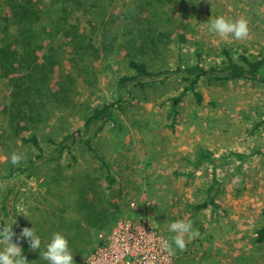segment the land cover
<instances>
[{
    "label": "trees",
    "instance_id": "16d2710c",
    "mask_svg": "<svg viewBox=\"0 0 264 264\" xmlns=\"http://www.w3.org/2000/svg\"><path fill=\"white\" fill-rule=\"evenodd\" d=\"M136 1L139 3H127L124 13L120 14L119 41L109 34L114 20L108 13L117 7L111 6L109 11L110 4L106 0H0V157L3 158L0 159V180H14L22 174L28 178L39 164H52L67 155L66 172L54 176L55 180L79 184L81 189L86 184L104 180L111 190L116 183L114 165L96 148L94 141L106 131L115 151L119 152L122 147L130 149L135 137L140 136L142 121L127 107L140 106L139 96H145L149 88L171 79L183 83L178 94L162 101L165 108L160 114L164 113L168 121L165 127L172 131L176 130L180 105L186 97L192 95L196 104L202 103L204 95L199 90L202 83H252L262 86L264 95V50L253 52L250 47L220 46L217 57L211 62L186 59L188 22L184 15L179 24L164 30L153 21L152 0ZM161 2L164 6L168 3ZM177 2L169 0V7ZM92 7L97 9L91 12ZM84 17L92 30L90 34L97 36L95 42L94 38L83 34L86 29L80 26V21ZM171 43L178 50L176 58L171 56ZM100 74L107 76L109 96L101 87ZM79 82L86 87V94L77 99ZM260 115V119L254 121L255 130H264V98ZM73 116L78 117V126H59ZM133 124L137 126L130 129ZM22 146L30 149L29 159L24 160L27 157L24 155L13 165L9 155L12 149ZM76 146L92 153L100 165L98 170L89 173L76 169ZM247 158L241 151L216 157L203 146L195 148L189 160L193 167L189 174L207 163L211 182L203 200L193 205V215L197 216L204 209L226 212L225 203L219 198L225 185L218 176V168L222 164L235 165L238 171ZM173 174L182 175L178 171ZM13 194V187L2 193V216L11 214L13 220L16 217L18 231L31 227L34 222L33 225H39V209L29 216L36 220L32 222L14 207L9 208V197ZM42 220L49 222L51 218L44 215ZM59 227L67 237L69 226ZM253 232L252 241L264 243V224ZM71 246L69 241L70 249ZM20 247L26 257L29 247L26 239ZM77 255L78 252H73V257Z\"/></svg>",
    "mask_w": 264,
    "mask_h": 264
},
{
    "label": "rangeland",
    "instance_id": "374dc122",
    "mask_svg": "<svg viewBox=\"0 0 264 264\" xmlns=\"http://www.w3.org/2000/svg\"><path fill=\"white\" fill-rule=\"evenodd\" d=\"M165 1L168 3L164 6L161 0H152L153 21L158 22V28L167 30L179 24L180 17L184 15L188 22V42L184 50L186 59L198 58L203 62H211L217 57L220 46L250 47L253 52L264 50V0H178L171 8L169 0ZM106 2L110 4L109 11L111 6L117 7V10L108 13L115 24H112L114 27L109 34L110 38L116 37L120 41L122 27L118 20L120 14L124 13L123 7L127 3L139 2ZM95 9L92 7L91 12ZM217 15L245 17L249 29L247 37L241 40L232 37L222 39L210 32L206 21ZM86 18L81 19L80 26L86 29L83 32L86 38L93 39ZM170 45L171 56L176 58L178 50L174 43ZM100 79L103 91L109 96L107 76L100 74ZM80 84L76 86L77 99L86 94V87ZM182 86V82L171 79L149 88L145 96H139L140 106L127 107L142 121L139 125L140 136L135 137L130 149L122 147L119 152L115 151L113 140L107 137L106 131L94 141L95 146L114 165L115 176L124 182L122 194L125 208L131 202L144 204L141 212L153 221L165 238L171 235L168 232L170 221L182 218L193 222L199 235L186 239L185 248L174 252L173 264H264V243L256 244L252 241L254 228L264 224V130L253 129L254 121L261 116L263 87L239 81L202 83L199 89L204 95L202 103L196 104L192 95L186 97L180 105V120L176 130L172 131L165 127L168 121L164 113L162 116L160 114L165 108L162 101L167 96L178 94ZM77 119L76 116L70 117L64 125L59 126H78ZM136 124L130 129L136 127ZM197 146L211 150L216 157L230 151H241L248 156L238 171L235 165L222 164L218 168V176L225 185L219 198L225 203L226 212L204 209L197 216L193 215V205L203 200L205 189L211 182V171L207 163L189 174L193 169L189 160L193 158ZM12 150L23 157L27 155L24 160L29 159L30 149L22 146ZM74 152L78 160V164L73 163L76 169L93 173L100 167L90 151L76 146ZM68 162L69 156L63 155L52 164H39L28 178L22 174L14 180H0V198L4 191L13 187L14 194L9 197V208L14 207L15 211L24 215L22 217L32 222L36 220L29 219V216L39 209V225L34 226L41 237V244L47 241L48 234L59 231V226H69L67 237H71L68 239L72 244L71 249L79 254L73 257L74 264H84L86 254L95 243V232L86 230L78 221L69 225L71 220L66 200L68 183L54 178L66 172ZM146 170L152 171V174ZM175 171L182 175L175 176ZM2 215L0 210V227L12 223L11 214V218ZM44 215L50 217L51 221L44 222ZM127 216L131 215L125 213L122 218ZM13 231L15 235L12 240L22 246L25 239H16L20 234L16 221Z\"/></svg>",
    "mask_w": 264,
    "mask_h": 264
},
{
    "label": "clouds",
    "instance_id": "9594fccd",
    "mask_svg": "<svg viewBox=\"0 0 264 264\" xmlns=\"http://www.w3.org/2000/svg\"><path fill=\"white\" fill-rule=\"evenodd\" d=\"M206 22L208 30L222 39L232 37L241 40L248 35V20L243 16L232 18L217 15L211 16ZM22 159L23 156L17 152H12L9 155V160L13 165ZM15 218L12 223H5L0 227V264H29L27 258L22 255V248L12 240L15 235L13 231ZM168 232L171 235L161 241V247L169 254H173L178 249L183 250L186 239H192L199 235L198 230L193 227V222L190 219L182 218L170 221ZM21 237L26 239L31 249H39V257L42 256L48 264H74L68 238L62 232H52L42 252L41 237L37 234L33 223L31 227H23L16 239L19 240Z\"/></svg>",
    "mask_w": 264,
    "mask_h": 264
},
{
    "label": "built area",
    "instance_id": "2783aa9c",
    "mask_svg": "<svg viewBox=\"0 0 264 264\" xmlns=\"http://www.w3.org/2000/svg\"><path fill=\"white\" fill-rule=\"evenodd\" d=\"M135 215L118 220L88 252L84 264H173L174 253L161 247L166 239L144 213V205L131 202Z\"/></svg>",
    "mask_w": 264,
    "mask_h": 264
},
{
    "label": "crops",
    "instance_id": "0c3cea01",
    "mask_svg": "<svg viewBox=\"0 0 264 264\" xmlns=\"http://www.w3.org/2000/svg\"><path fill=\"white\" fill-rule=\"evenodd\" d=\"M115 181L116 183L112 185L111 190L107 189L108 184L104 180L86 184L82 189L79 187V184H68L66 200L68 204V216L71 220L69 224L78 221L86 230L95 232L96 240L92 248L99 241L98 234L103 233V235H107L117 220L121 219L125 213L127 215H135L137 213L130 207L125 208L123 204L124 195L122 194L124 193V182L117 176H115ZM46 242H42L41 252L44 250ZM27 251L26 258L28 256L27 260L29 264H48L42 256L39 257V249L34 250L30 248Z\"/></svg>",
    "mask_w": 264,
    "mask_h": 264
}]
</instances>
